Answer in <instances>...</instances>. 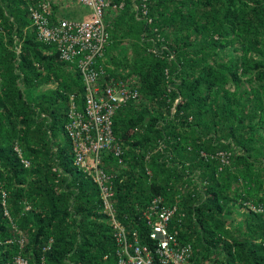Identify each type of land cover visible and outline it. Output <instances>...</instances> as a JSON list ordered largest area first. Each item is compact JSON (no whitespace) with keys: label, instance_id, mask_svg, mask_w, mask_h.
Segmentation results:
<instances>
[{"label":"trees","instance_id":"1","mask_svg":"<svg viewBox=\"0 0 264 264\" xmlns=\"http://www.w3.org/2000/svg\"><path fill=\"white\" fill-rule=\"evenodd\" d=\"M120 1L103 14L101 64L139 100L112 116L117 219L152 248L142 211L160 197L192 263L264 264V0H146L150 23L140 0ZM50 6L52 21L78 16ZM0 28V264H116L63 131L69 96L82 102L74 63L36 38L23 0H0Z\"/></svg>","mask_w":264,"mask_h":264},{"label":"built area","instance_id":"2","mask_svg":"<svg viewBox=\"0 0 264 264\" xmlns=\"http://www.w3.org/2000/svg\"><path fill=\"white\" fill-rule=\"evenodd\" d=\"M26 4L30 26L36 38L54 44L61 61L74 63L83 84L80 108L69 96L63 131L70 145L72 165L79 169L97 190L101 213L111 228L115 244L116 264H205L201 260L191 262V245H180L177 232H171L170 223L175 208L166 207L160 197H154L142 211L148 228L152 248L142 245L137 232L123 226L113 208V179L116 171L109 173L104 163L106 157L115 159L122 166L121 148L112 135V116L115 111L138 103L139 97L132 77L107 75L101 64L107 43L104 11L119 8L112 0H23ZM146 0H140L139 17L150 23ZM82 8L77 17H61L51 20V4ZM0 32L2 29L0 28ZM26 165L27 162L23 161ZM242 207V206H241ZM262 211L261 206L246 203L242 207ZM23 239L19 243L22 245ZM16 264H26L21 255Z\"/></svg>","mask_w":264,"mask_h":264},{"label":"crops","instance_id":"3","mask_svg":"<svg viewBox=\"0 0 264 264\" xmlns=\"http://www.w3.org/2000/svg\"><path fill=\"white\" fill-rule=\"evenodd\" d=\"M73 8H74V9H77V13H76V15L80 14V12H81V10H82L81 7H79V6H73ZM78 16H79V15H78Z\"/></svg>","mask_w":264,"mask_h":264}]
</instances>
